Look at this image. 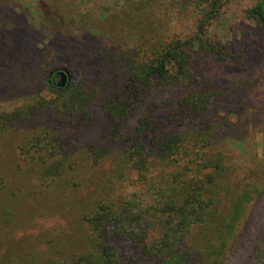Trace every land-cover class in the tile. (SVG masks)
I'll return each instance as SVG.
<instances>
[{
    "label": "rangeland",
    "instance_id": "374dc122",
    "mask_svg": "<svg viewBox=\"0 0 264 264\" xmlns=\"http://www.w3.org/2000/svg\"><path fill=\"white\" fill-rule=\"evenodd\" d=\"M197 1L0 0V112L21 106L34 95L51 97L42 86L49 70L64 69L68 81L80 80L107 93L117 80L115 62L132 51L134 36L143 35L138 42H149L150 36L164 40L188 35L197 17ZM258 1L222 0L206 29L207 37L225 45L229 54L227 65L212 60L201 72L205 84L222 91L209 109L219 126L216 141L231 168L229 187L239 191L253 186L260 191L219 264H250L263 248L264 28L244 15ZM96 108L94 124L88 128L54 122L46 126L66 133L68 147L62 156H70V165H76L65 177L73 176L69 185L80 184L78 190L63 187L60 180L43 179L42 174L41 178L36 154L20 155L19 148L45 120L0 133V264L68 261L85 251L82 214L100 187L114 182L116 154L129 144L122 139L108 156L96 157L103 121ZM194 243L187 241L189 246ZM115 246L121 254L119 244ZM193 264L202 263L197 259Z\"/></svg>",
    "mask_w": 264,
    "mask_h": 264
},
{
    "label": "trees",
    "instance_id": "16d2710c",
    "mask_svg": "<svg viewBox=\"0 0 264 264\" xmlns=\"http://www.w3.org/2000/svg\"><path fill=\"white\" fill-rule=\"evenodd\" d=\"M222 4L198 0L197 17L184 37L150 36L149 42H138L144 36H134L132 51L115 62L117 80L107 93L80 80L58 87L51 81L55 70H49L42 86L51 97L34 95L21 106L0 112V133L45 120L19 148L20 155L36 154L40 177L60 180L69 189L78 190L80 184L71 186L73 176L65 177L76 165H70V156H62L68 137L47 125L88 128L94 124L96 106L103 120L96 157L108 156L122 139L129 142L118 149V163L111 171L114 182L121 184L100 187L82 214L85 251L68 261L37 264H193L197 259L219 264L225 256L260 191L253 186L239 191L229 187L231 168L216 141L219 126L209 109L222 91L202 81L206 62L227 65L226 46L206 34ZM244 15L264 28V0L244 10ZM176 90L182 94H173ZM134 116L135 124L129 127ZM190 239L194 245H187ZM261 242L263 248L250 264H264V233Z\"/></svg>",
    "mask_w": 264,
    "mask_h": 264
},
{
    "label": "water",
    "instance_id": "95a60500",
    "mask_svg": "<svg viewBox=\"0 0 264 264\" xmlns=\"http://www.w3.org/2000/svg\"><path fill=\"white\" fill-rule=\"evenodd\" d=\"M53 77L56 78L55 85L58 87H63L68 81V74L64 69L55 70Z\"/></svg>",
    "mask_w": 264,
    "mask_h": 264
},
{
    "label": "flooded vegetation",
    "instance_id": "af4514ba",
    "mask_svg": "<svg viewBox=\"0 0 264 264\" xmlns=\"http://www.w3.org/2000/svg\"><path fill=\"white\" fill-rule=\"evenodd\" d=\"M53 76H54V75H53ZM53 76H51V78H52V80H51V81H52V83H54V84H55L57 81H56V78H55V77H53Z\"/></svg>",
    "mask_w": 264,
    "mask_h": 264
}]
</instances>
